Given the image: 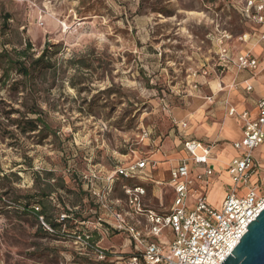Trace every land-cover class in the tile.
Wrapping results in <instances>:
<instances>
[{"label":"rangeland","instance_id":"rangeland-1","mask_svg":"<svg viewBox=\"0 0 264 264\" xmlns=\"http://www.w3.org/2000/svg\"><path fill=\"white\" fill-rule=\"evenodd\" d=\"M245 5L246 0H0V264L128 261L134 243L126 233L95 234L99 219H110V213L79 177L94 172L103 192L119 165L151 161L157 153L163 154L160 164L185 161L187 138L215 151L228 147L229 140H210L201 132L211 120L207 109L196 126L190 115L208 103L216 122L220 99H208L206 79L217 75L224 101L236 91L251 98L242 83L254 73L221 53L227 49L234 58L249 51L246 34L249 42L257 39L242 15ZM46 48L44 62L30 65ZM31 121L36 131H30ZM182 122H188L185 130L178 127ZM170 171L162 168L163 177H157L164 185L148 186L147 206L159 212L172 206ZM140 181L119 179L105 205L128 211L122 187ZM251 183L264 194L262 175ZM236 186L225 174L215 178L206 188L209 203L220 208ZM61 215L69 217L66 227L51 226ZM80 231L93 235L91 240L76 242ZM169 240V233L160 239ZM96 244L105 249L103 256L92 248Z\"/></svg>","mask_w":264,"mask_h":264},{"label":"built area","instance_id":"built-area-1","mask_svg":"<svg viewBox=\"0 0 264 264\" xmlns=\"http://www.w3.org/2000/svg\"><path fill=\"white\" fill-rule=\"evenodd\" d=\"M242 15L252 23L264 24V0H246ZM249 38L246 34L244 41H249ZM260 42L264 43V34L261 35ZM221 53L229 59L227 49ZM237 65L242 70L255 71L259 60L249 50L238 56ZM251 90L252 87H248V91ZM257 107V119L251 120L248 113L242 115L245 121L243 137L234 143L239 155L228 165L231 181L237 186L226 195L220 208L212 207L206 195L197 197L192 206L187 204L191 188L188 180L191 170L186 160L172 171L171 182L176 197L173 207L167 213H159L145 204V183L153 180V164L149 159L143 158L117 166L114 173L105 179L108 189L103 192L96 186L100 178L94 172L79 177L95 203L108 208L111 215H107L110 219H99L97 228L107 235L112 232L126 233L134 243L133 253L128 261L118 264H222L233 254L243 235L248 232V225L264 210V194L260 195L259 186L251 183L252 177L261 175L262 171L255 151L264 145V98L258 100ZM229 114L234 116L237 112L230 109ZM185 149L196 164L205 166V173L197 178L208 182V179L215 175L213 167L209 165L213 148L189 140L185 142ZM199 150L203 151V155L198 154ZM262 178L264 180L263 176ZM119 179L142 182L123 185L129 208L126 212L118 211L111 201L109 206L105 205L112 187ZM242 184L244 188L241 190L239 185ZM141 217L145 221L141 220ZM68 219L67 215H61L59 223L66 227ZM41 220L49 231L54 232V229L44 222L43 217ZM80 224L84 225L85 222ZM167 231L171 240L160 241ZM91 237L81 231L75 233L76 242L90 241ZM92 248L102 256L105 254V249L97 244Z\"/></svg>","mask_w":264,"mask_h":264},{"label":"crops","instance_id":"crops-1","mask_svg":"<svg viewBox=\"0 0 264 264\" xmlns=\"http://www.w3.org/2000/svg\"><path fill=\"white\" fill-rule=\"evenodd\" d=\"M250 22V21H249ZM252 27L251 30L253 32V34L256 36L257 39H254V41H247L246 43H248V47L247 49L252 51V55L259 60V66L257 68V70L252 71L254 73V75L252 77H250L249 79H247L245 82L242 83L243 85V90H246L247 93H251V98L248 99L247 98V94H242L239 91L237 92H233L231 94H229L228 99L221 98L222 96H220V89H218V86H221V82L218 83V75L215 76V80L213 79H206L207 82V88L206 91L209 92V96L208 99L212 102L213 99L217 100L220 99L219 102H217V108H215V119L213 123V111L210 110L209 104L207 103L204 108L202 110H198L197 112H193L190 115V122L193 125H197V124H201L203 118L206 116L203 115V112L206 111L207 109V114L209 117L210 122H206L204 126L201 127V132L205 135H207L208 138H210V140H214L217 139L219 136V139L217 140H223V141H227L224 144L228 145L227 148H220V149H216L213 150L212 153V157L210 159L209 165L213 167L214 171H215V175L210 177L207 181H200L197 177L198 175L204 174L205 173V166L200 165V164H196V162L194 161V159L189 155V153L186 151V155H187V159L186 161H188V165L189 168L191 170V174L188 178L189 182L191 183V188H190V192H189V196L187 199V204L190 203V205L192 206L193 203L196 201L197 197L201 196V195H206L207 200H208V194H209V189L208 191L206 190V188L209 187V184L212 180H214L215 178H220L222 177L224 174L227 176L228 181H231L230 175L228 173V165L229 163L239 155V152L234 148V143L238 142L240 140H242L243 137V130H244V125H245V121L242 118V115L245 113H248L250 116L251 120H255L258 117V107H257V102L259 99L264 98V43L260 42V37L261 35L264 34V24H255L252 23ZM250 37V34H247ZM243 53H236L234 58L232 56V54L229 53V60L230 62H234L237 65V59L238 56H240ZM221 67H224V64L222 63ZM248 87H252L251 91H248ZM216 97V98H215ZM225 106V111H226V115L228 117H224V107ZM230 109H235L237 112V115L231 116L229 114ZM210 110V111H209ZM219 110H222L220 113L217 112ZM236 122H240L241 125L239 128L236 127ZM178 127L180 128V130H185L184 128L188 127V122H182L181 124H178ZM221 129V130H220ZM237 129V130H236ZM188 136V135H186ZM189 140H194L197 141L196 139L193 138H187L185 139L186 141ZM201 143H204L202 141H198ZM223 144V145H224ZM205 145V144H204ZM207 146V145H205ZM185 147V144H184ZM264 149V145L259 147L256 151H255V157L257 159V161L260 163V167H261V175L264 177V161L261 160V157L263 156L261 150ZM186 150V149H185ZM199 155H203V151L200 150L198 151ZM163 159V154L162 153H157L154 155V160L152 161V176H153V180L149 181L147 183H145V187L148 190V186L150 184V186H158V185H164V180H158L157 177L161 178L163 177V175L161 174V170L163 169H168L170 168V182L168 184H166L171 190H172V206L174 204V200L176 197V193H175V188L171 182V176H172V171L174 169H176L181 162H179L178 164L176 163V158H171L168 162H164L162 164H160L158 161H161ZM183 162V161H182ZM174 163V165L171 167L170 164ZM177 164V165H176ZM217 176V177H216ZM217 180V179H216ZM227 195V194H226ZM225 195V196H226ZM223 199V197H222ZM221 199V202H222ZM225 199V198H224ZM145 199V204L147 206ZM209 203V201H208ZM210 204V203H209ZM211 205V204H210ZM212 207L216 208L215 206L211 205ZM148 208H150L149 206H147ZM221 207V206H220ZM152 209V208H150ZM154 210V209H153ZM171 210V209H170ZM156 211V210H155ZM159 212V211H157ZM169 212V211H167ZM167 212H159V213H167ZM141 220L145 221L143 217H141ZM86 224V223H85ZM84 224V225H85ZM95 234L98 235H104L102 229H99L96 227L95 229ZM167 233H169V231H167ZM93 236V235H92Z\"/></svg>","mask_w":264,"mask_h":264},{"label":"water","instance_id":"water-1","mask_svg":"<svg viewBox=\"0 0 264 264\" xmlns=\"http://www.w3.org/2000/svg\"><path fill=\"white\" fill-rule=\"evenodd\" d=\"M232 253L222 264H264V210L248 225Z\"/></svg>","mask_w":264,"mask_h":264},{"label":"trees","instance_id":"trees-1","mask_svg":"<svg viewBox=\"0 0 264 264\" xmlns=\"http://www.w3.org/2000/svg\"><path fill=\"white\" fill-rule=\"evenodd\" d=\"M31 49H32V44L29 42V43L26 44V50H25L26 53H24V54H26L25 57L30 58V57L27 56V54H28V52H29ZM47 55H48V48H46V49L43 51V53L41 54V56H40L38 59H35L34 61H32V62L30 63V65H35V66H39V65H41V64L44 62V60L46 59ZM23 70H24V72L26 73V75H29V74H30V69H27L26 66L23 67ZM39 121H40V119H39ZM30 124H31L30 131H36V130H37V125H36L35 121H31ZM86 192H87V191H86ZM87 194L90 196V193H89V192H87ZM90 197H91V196H90ZM39 204H43V203L39 201ZM40 214L43 215V214H44V211H42ZM68 220H69V219H68ZM68 220L66 221V225H67V223L69 222ZM51 226L57 228V226L62 227L63 224L59 223V224L57 225V224H55V223H51Z\"/></svg>","mask_w":264,"mask_h":264},{"label":"bare ground","instance_id":"bare-ground-1","mask_svg":"<svg viewBox=\"0 0 264 264\" xmlns=\"http://www.w3.org/2000/svg\"><path fill=\"white\" fill-rule=\"evenodd\" d=\"M200 151V150H199Z\"/></svg>","mask_w":264,"mask_h":264}]
</instances>
